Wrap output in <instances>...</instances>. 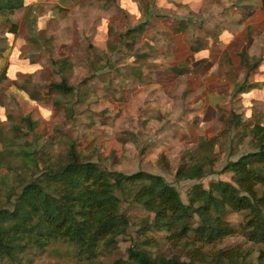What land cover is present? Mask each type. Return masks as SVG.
Segmentation results:
<instances>
[{"label":"rangeland","instance_id":"1","mask_svg":"<svg viewBox=\"0 0 264 264\" xmlns=\"http://www.w3.org/2000/svg\"><path fill=\"white\" fill-rule=\"evenodd\" d=\"M177 1L171 12L164 0H26L9 24L0 19V208L72 147L109 170L160 174L185 203L195 184L232 181L224 167L257 149L253 129L264 126L259 0ZM62 81L73 90L52 87ZM195 162L205 176L177 177ZM121 210L126 233L94 262L60 241L0 264H113L131 248L195 264H264V242L241 228L248 211L227 212L238 231L207 244L150 227L153 214L127 199Z\"/></svg>","mask_w":264,"mask_h":264},{"label":"trees","instance_id":"2","mask_svg":"<svg viewBox=\"0 0 264 264\" xmlns=\"http://www.w3.org/2000/svg\"><path fill=\"white\" fill-rule=\"evenodd\" d=\"M25 5L26 0H0V19L9 24L10 17ZM52 87L66 93L73 90L65 81ZM253 133L257 149L224 167L233 173L232 181L212 182L209 188L195 184L189 203L160 174L109 170L83 160L72 147L65 163L48 167L24 185L12 208H0V259L15 260L30 248L44 250L62 241L78 257L94 262L102 251L116 246L129 227L130 219L121 210L123 199L153 214L150 227L178 240L193 235L207 244L238 231L225 218L227 212L248 211L241 228L249 231L252 240L264 242V126L256 125ZM206 173L205 164L195 162L179 170L177 177L196 179ZM196 216L197 225L192 222ZM128 259L113 264H195L164 255L153 257L141 248H131Z\"/></svg>","mask_w":264,"mask_h":264},{"label":"crops","instance_id":"3","mask_svg":"<svg viewBox=\"0 0 264 264\" xmlns=\"http://www.w3.org/2000/svg\"><path fill=\"white\" fill-rule=\"evenodd\" d=\"M165 2H167L168 3V6H169V9L167 8V11H171V12H173L174 10H177L176 8H179L180 6H179V3L180 2H178L177 0H164ZM189 1V4H191L192 6V8H195L196 6V2L197 1H199V0H188ZM185 2V1H184ZM183 2V3H184ZM186 3V2H185ZM188 5V3H186V5L184 4V5H182L183 7H181V8H186V7H184V6H187ZM250 6V5H249ZM259 8H260V11H261V15L264 17V11H263V8H262V1L261 0H259ZM189 9V8H188ZM21 10V9H20ZM20 10H18L14 15H16ZM191 11V10H190ZM14 15H12V16H14ZM11 16V17H12ZM222 16V13H219V18ZM228 23V22H227ZM11 36V41H9L10 39L8 38V36ZM6 45H8V44H10L11 43V45H12V35L11 34H9V31H8V29H7V34H6ZM8 50V49H7Z\"/></svg>","mask_w":264,"mask_h":264}]
</instances>
